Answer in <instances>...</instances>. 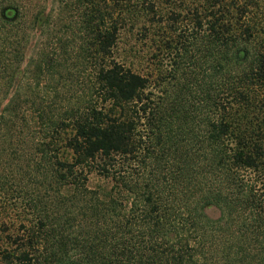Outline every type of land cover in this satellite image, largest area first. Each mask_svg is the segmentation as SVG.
<instances>
[{"label": "trees", "instance_id": "1", "mask_svg": "<svg viewBox=\"0 0 264 264\" xmlns=\"http://www.w3.org/2000/svg\"><path fill=\"white\" fill-rule=\"evenodd\" d=\"M43 1L0 0V93L15 89L0 101V160L21 97L66 81L56 26L84 34L83 70L64 113L31 107L52 131L31 159L45 195L0 264H264V0H176L156 25L158 0H53L49 14ZM29 25L47 43L24 88ZM140 44L154 49L143 72Z\"/></svg>", "mask_w": 264, "mask_h": 264}, {"label": "rangeland", "instance_id": "2", "mask_svg": "<svg viewBox=\"0 0 264 264\" xmlns=\"http://www.w3.org/2000/svg\"><path fill=\"white\" fill-rule=\"evenodd\" d=\"M188 2H193V0H188ZM171 4L178 6L179 2L176 0H158L156 2L157 12L154 16H150V19L153 20V24L161 19L167 22L170 12L176 7ZM43 5L46 6V14H49L52 9L54 13L58 7V3H54L53 0H44ZM75 11L76 10H73L76 17H74L73 20L78 21L80 13L76 15L77 12ZM53 24L54 23H51L50 25L53 26ZM25 29L29 30L31 39L29 44L30 50L26 54L25 61L21 67V78L18 80L24 88L29 85H34V81L30 78V74L26 73L23 76L22 72L30 65L31 58L36 55L38 48H41L47 43L45 37L46 33L40 30L35 33V26L32 25L26 26ZM56 29L59 30V34L67 37V41H70V50L68 49L70 59H68V62H63V67L60 70L62 79L66 81H62L61 84H59L58 76L55 80L50 77H42L39 81V86L36 87L35 97H21L22 105L25 107L23 108L24 116H20L14 128L11 129L10 140L7 146H5L6 152L4 158L0 160V253L8 247L6 245V243H8L7 237L13 231L21 229V225H27L28 222L32 221L34 218L35 213L32 211L31 207H29L30 202L33 201L35 197L41 196L42 198L45 195L42 174L41 172H34L35 168L31 159L34 154V148H36L35 144H37L38 140L41 139L43 135L50 136L52 131L48 128L46 130L40 120L37 119V115L35 119V114L31 107H33L32 105L35 102L42 105L43 108H50L56 111L57 115L59 113H64L65 107L67 106L65 103L69 102L73 104V101H69L68 99H73V95L78 88V86H75V79L78 78L79 80V71L80 69L81 71L83 70L82 64L81 67L76 65L74 57H76V49L83 43L84 34L71 32L63 26H56ZM151 33L152 38H155L156 32ZM133 34L134 35L123 32L120 35L116 49L117 54H123L124 49H128L133 45L134 39H140L139 33L135 31ZM73 39H75V41H73L74 43L71 42ZM149 48L148 45H142L141 47L140 44L138 49H142L141 55H138L139 58H134V68L140 69L141 72L145 71L144 69L146 66L151 67L152 59L150 55L154 53V49H150L147 55ZM60 62L62 63L61 59ZM154 62L158 64L157 60H154ZM28 70H32V66L28 67ZM14 90L15 89H11L7 97L4 93H0V101L3 104L6 103V99L8 97L11 98L13 94H15ZM56 93H59L57 97H55ZM32 118L33 121L31 120ZM100 183L101 182L98 180H94L92 181V186L95 187ZM208 215L215 218L218 216V213L209 212ZM1 259L2 256L0 255V260Z\"/></svg>", "mask_w": 264, "mask_h": 264}]
</instances>
